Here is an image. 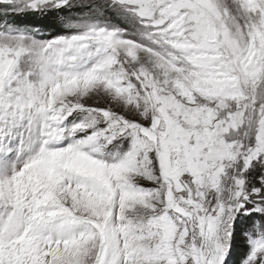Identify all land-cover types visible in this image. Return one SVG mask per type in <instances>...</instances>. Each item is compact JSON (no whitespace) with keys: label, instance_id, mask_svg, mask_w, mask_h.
<instances>
[{"label":"snow or ice","instance_id":"1","mask_svg":"<svg viewBox=\"0 0 264 264\" xmlns=\"http://www.w3.org/2000/svg\"><path fill=\"white\" fill-rule=\"evenodd\" d=\"M0 264H264V0H0Z\"/></svg>","mask_w":264,"mask_h":264}]
</instances>
